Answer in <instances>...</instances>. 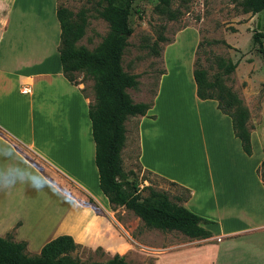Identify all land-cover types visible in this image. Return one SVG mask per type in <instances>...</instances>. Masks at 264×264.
Wrapping results in <instances>:
<instances>
[{"label": "crops", "instance_id": "0c3cea01", "mask_svg": "<svg viewBox=\"0 0 264 264\" xmlns=\"http://www.w3.org/2000/svg\"><path fill=\"white\" fill-rule=\"evenodd\" d=\"M19 1L26 0H0V140L47 152L50 159L42 166L54 184L49 192L60 202L49 206L42 214L44 219L40 214L41 219L32 222L28 221L29 204L25 200L32 188L17 185L0 190V236L12 231V239L25 241L27 251L45 236L37 244L38 252L43 243L59 234H69L77 243L93 238L107 220L97 216L93 208L106 215L111 208L98 187L87 115L90 100L61 71L55 0H39L45 10L34 24L38 37H32L34 28L28 26L29 21L16 24V17L25 15L17 11ZM170 45L163 54L166 63ZM187 75V93L179 94L185 82L176 81L171 94L173 102H166L163 83L169 75L163 70L145 115L132 117L136 119L137 161L141 168L187 190L180 203L211 221L203 224L210 236L201 239L215 240L213 250L205 247L197 257L186 251L184 262L178 264H233L238 242H242L238 244L241 251L236 249L238 264H264V186L256 172L264 158V133L250 129L251 154L246 155L233 135L229 116L216 107L214 99L196 96L191 59ZM23 87L27 92H21ZM185 117L192 121V131L198 133L192 141L202 152V179L201 175L193 177L184 170L190 149L187 137L181 134ZM163 129L169 132L161 137ZM171 129L175 135L170 134ZM125 143L126 131L122 148ZM222 162L228 165L226 170ZM63 180L74 185L79 199L67 193ZM63 196L71 205L64 213ZM84 198L91 202L85 205ZM179 249L177 246L161 250L174 259Z\"/></svg>", "mask_w": 264, "mask_h": 264}, {"label": "rangeland", "instance_id": "374dc122", "mask_svg": "<svg viewBox=\"0 0 264 264\" xmlns=\"http://www.w3.org/2000/svg\"><path fill=\"white\" fill-rule=\"evenodd\" d=\"M157 2L158 0H134L130 5L128 24L131 27V33L127 37L128 44L121 56V65L126 72L138 75L137 87L126 89L131 99L135 102L151 101L158 76L166 70L169 76L163 83L164 98L166 102H173L171 95L173 86L176 81L179 83L187 80L191 59L192 68L194 66L203 68L209 81H213L216 76L219 77L220 84L228 87L246 107L247 125L256 130L261 129L264 133V63L257 45L251 43L252 33L261 30L264 11L254 14L242 12L230 0H170L169 7L176 12V18L169 20L155 12L154 5ZM55 3L66 7L73 13L80 8L85 9L84 35L76 41V45L92 49L100 42L108 27L107 23L96 14L94 0H55ZM16 5L17 11L25 12V15L16 17V24L21 25L29 21L28 26L34 28L32 37H38L34 24L45 10L43 4L39 0H26L19 1ZM159 34L166 40L159 41L157 39ZM155 41L156 52L154 53L151 46ZM168 45L170 47L167 51L166 63L163 54ZM218 58L225 62H236V65L230 73L224 74L217 67ZM75 82L92 102V79L79 72L76 73ZM182 86L184 89L179 91L180 95L187 93V82ZM216 88L214 87L215 92ZM188 119L185 117L184 122L181 123V126L185 124L181 134L187 137L188 145H190L189 154L184 161V164L186 163L184 170L193 177L201 175L202 179L204 178L201 171L204 170L202 152L197 143L192 141L198 133L192 131L193 123ZM124 127L126 143L120 152L122 167L126 171H132V176L137 179L140 193L146 194L147 190L143 189V186L150 184L154 189L164 191L172 201H175V196H185L186 192L178 185L141 168L137 161L136 119L132 117L126 119ZM168 132L163 129L161 137ZM170 134L175 135V130L171 129ZM253 139L257 143L255 135ZM181 159L183 162V156ZM174 161H176L175 157ZM235 161L238 162L236 159ZM222 164L221 166L223 168L225 166L226 170L228 165L223 162ZM63 188L69 195L76 199L80 198L71 182L63 180ZM25 200L29 204L28 221L30 219L32 222L44 219L42 214L49 209V206L56 203L59 205L60 202L58 197L47 189L43 192L31 189ZM87 201L84 198L85 205ZM61 203L63 213L66 208L70 209L69 199L63 196ZM90 207L93 208L91 205ZM93 209L97 216H104L107 220L101 223L100 230L92 235L93 238L79 243L80 247L71 254L80 261L103 262L117 253L130 264H166L165 262L178 264V262H184L182 256L186 251L191 256L197 257L199 253L204 252L205 247L209 250H213L214 247L215 240L205 242L203 239H189L176 230L161 231L148 228L136 215L123 206L111 208V211H107V215L99 209ZM40 214L41 218H38ZM29 229L33 231L32 226ZM44 237L42 236L30 245L27 254L37 253V244ZM241 243L238 242V244ZM238 244H235V248L240 252L241 247ZM177 246L180 247V252H176L174 259L169 258L170 255L165 253V250H161ZM219 246L220 243H217L218 252H220ZM236 249L233 264H238L237 256H235L238 251Z\"/></svg>", "mask_w": 264, "mask_h": 264}, {"label": "trees", "instance_id": "16d2710c", "mask_svg": "<svg viewBox=\"0 0 264 264\" xmlns=\"http://www.w3.org/2000/svg\"><path fill=\"white\" fill-rule=\"evenodd\" d=\"M134 0H94L96 14L107 23V32L92 49L76 45L84 35L85 9L73 13L64 6L56 5L55 16L59 25L57 46L63 76L76 84V73L92 79L93 101L88 104L91 137L94 144V165L98 187L109 207L123 206L136 215L148 228L161 231L176 230L188 238L201 239L210 236L203 224L211 222L186 209L180 202L185 196H175L172 201L164 191L150 184L143 186L141 194L136 177L131 170H124L120 156L125 141L124 121L137 115H145L150 103L135 102L127 88L138 85L135 73L126 72L121 65V56L131 33L128 24L130 5ZM242 12L252 14L264 11V0H230ZM170 0H158L154 10L165 18H176L169 7ZM159 41L166 38L158 35ZM155 42L151 50L155 53ZM251 43L257 45L264 63V21L261 30L251 35ZM199 43L197 44V46ZM236 62H225L218 58L217 67L230 73ZM195 94L199 99H214L216 107L230 118L233 135L238 138L241 150L251 154L250 129L247 125L248 111L240 99L223 84L219 77L209 81L203 68H192ZM216 88V92L214 91ZM230 109V110H229ZM264 186V158L256 168ZM131 175V177H130ZM158 177V176H157ZM144 180V178H143ZM174 184V182H170ZM91 202V199H87ZM178 201V202H177ZM80 247L69 234H59L41 245L35 254H27L25 241L12 239V231L0 236V264H130L122 255L113 254L105 261H80L71 254Z\"/></svg>", "mask_w": 264, "mask_h": 264}, {"label": "clouds", "instance_id": "9594fccd", "mask_svg": "<svg viewBox=\"0 0 264 264\" xmlns=\"http://www.w3.org/2000/svg\"><path fill=\"white\" fill-rule=\"evenodd\" d=\"M47 159L50 157L42 149L0 140V190L17 185H26L37 192L53 190L54 184L42 166H46Z\"/></svg>", "mask_w": 264, "mask_h": 264}, {"label": "built area", "instance_id": "2783aa9c", "mask_svg": "<svg viewBox=\"0 0 264 264\" xmlns=\"http://www.w3.org/2000/svg\"><path fill=\"white\" fill-rule=\"evenodd\" d=\"M21 92H23V93L27 92V88H26V87H23V88L21 89Z\"/></svg>", "mask_w": 264, "mask_h": 264}, {"label": "bare ground", "instance_id": "6f19581e", "mask_svg": "<svg viewBox=\"0 0 264 264\" xmlns=\"http://www.w3.org/2000/svg\"><path fill=\"white\" fill-rule=\"evenodd\" d=\"M72 153V152H71Z\"/></svg>", "mask_w": 264, "mask_h": 264}]
</instances>
